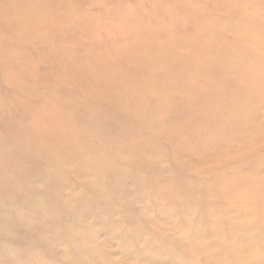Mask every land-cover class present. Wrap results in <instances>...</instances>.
<instances>
[{
  "label": "rangeland",
  "instance_id": "obj_1",
  "mask_svg": "<svg viewBox=\"0 0 264 264\" xmlns=\"http://www.w3.org/2000/svg\"><path fill=\"white\" fill-rule=\"evenodd\" d=\"M257 43L264 0H0V264L264 257V213L243 233L251 206L218 197L232 168L264 176V99L234 115L263 138L256 160L225 148L220 121L223 91L257 88ZM185 123L200 142L219 132L215 159L238 162L197 164L170 129Z\"/></svg>",
  "mask_w": 264,
  "mask_h": 264
},
{
  "label": "bare ground",
  "instance_id": "obj_2",
  "mask_svg": "<svg viewBox=\"0 0 264 264\" xmlns=\"http://www.w3.org/2000/svg\"><path fill=\"white\" fill-rule=\"evenodd\" d=\"M250 46H246L243 47V50H246V48H248ZM254 47L257 49H261L264 47V44L262 43H257L254 44ZM240 49V48H239ZM242 52V49H240ZM235 50H233L232 52H234ZM258 51V50H257ZM254 52V51H253ZM254 54L256 56H258V54L260 53H256L254 52ZM259 57V56H258ZM264 61V58H262V62ZM255 62V61H254ZM113 63V62H112ZM261 62H257L254 63L255 66L259 65ZM22 64V63H21ZM253 64V63H252ZM262 64V63H261ZM260 64V65H261ZM263 66H264V62H263ZM146 76V75H145ZM252 80L253 82L257 85V88H255L254 92H242V93H236V92H228L225 93L227 91H223L222 92V96H220L219 100L221 101V117H222V110L225 112V119L221 118L220 121L222 122L221 124L224 126H221V128L226 126V138H224L225 140L223 142H225V148L226 149H231L237 152H244V154L247 153V156H252L255 160V156L253 155H260L259 153H261V150H256V152L254 153H250L249 149L252 148L253 146L257 145L263 138H259L257 136V134H253L254 132H252V130L247 131L244 129V127L242 126H237L238 123V119L237 117H234L235 113H241L239 110L241 103L244 100H247L248 103L250 104V110H247L246 113H248V111H250L252 114H254V110H257V108L262 104V99H264V72L260 70L254 71L253 72V76H252ZM239 87V86H238ZM242 86L240 85L239 88H241ZM35 92L38 93L37 88H35ZM34 92V95H36ZM253 109V110H252ZM228 115H232V117L230 116L229 119L226 118V116ZM1 116H5V112L3 109L0 108V117ZM188 123L185 124H179V126H172L170 129L172 131H176V132H181L183 130H186V134H185V141L187 142L188 139L190 140V142H195L196 146H191V148L193 149L194 154L200 155V159L197 161V164H201L203 165V168H210L212 164H216V167H226L228 170L230 169L229 167L232 166L233 164H236L238 161L237 159L239 157H235V158H231V162L229 163H224L222 161H217L218 159H215V155L219 154V155H223L224 153L219 152L214 150H212V147L214 145L218 146L219 142L216 143V138L219 136V132L216 133H212L207 135L206 139H204L203 142H200L198 139V135L194 134L191 135L190 133H188ZM220 128V129H221ZM234 130H236V132H234ZM221 135V134H220ZM188 138V139H187ZM233 140L234 142H237L239 144V147L234 146V143L231 141ZM214 155L213 158H211ZM258 158V157H257ZM208 163H210L211 165H208ZM246 166V165H245ZM243 167L240 168V166H237L236 168H232L230 169L229 172H235L232 176V178L230 180H220L221 183V190H220V196L218 197H225V196H229L230 200H232V205H234V203L236 204H241V202H243V200L245 201L246 205L249 204L251 207H248L246 215L243 218V224H241L239 226V229L243 232V233H251L253 235H257V231L256 230H252L251 227L249 225H246V219L248 217H252L253 214H258L259 213H264V176L261 175L260 178L253 176H242L240 175V172H243ZM229 172L227 173V175L229 174ZM237 173H239V177H237ZM242 178V179H241ZM26 183H22L19 186V190L22 191L25 187H26ZM197 190V189H194ZM203 192L205 191H211L212 188L210 189L208 186H205L201 189ZM213 192V193H212ZM219 193V192H218ZM210 194H215V191H211ZM209 195V193H208ZM253 208V209H250ZM212 220V218H210ZM217 222V221H216ZM6 230H11V229H6ZM215 230L219 231V228H215ZM231 236H236L237 233L233 232L234 230H231ZM260 232V231H259ZM194 232H192L191 235L193 239H197V236L195 234H193ZM189 236V235H188ZM190 238V237H187ZM220 246L222 248L223 251L229 252V250L232 248L230 246L227 245V243H222V241H219ZM253 241L250 243L252 244ZM241 246V245H240ZM246 248V247H245ZM250 248V246H249ZM237 248H233L232 252L230 253V255L235 258L236 257V253H233L234 251H236ZM245 259H240L239 264H245V262L243 263ZM250 260L253 261L255 264H263L264 263V257L263 255L259 256L257 254H251L250 255Z\"/></svg>",
  "mask_w": 264,
  "mask_h": 264
}]
</instances>
